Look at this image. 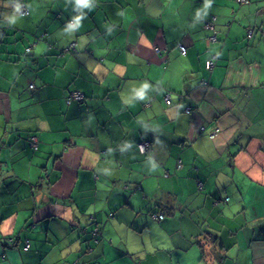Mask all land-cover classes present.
<instances>
[{
    "label": "crops",
    "instance_id": "obj_1",
    "mask_svg": "<svg viewBox=\"0 0 264 264\" xmlns=\"http://www.w3.org/2000/svg\"><path fill=\"white\" fill-rule=\"evenodd\" d=\"M246 1L0 0V264H264V0Z\"/></svg>",
    "mask_w": 264,
    "mask_h": 264
},
{
    "label": "built area",
    "instance_id": "obj_2",
    "mask_svg": "<svg viewBox=\"0 0 264 264\" xmlns=\"http://www.w3.org/2000/svg\"><path fill=\"white\" fill-rule=\"evenodd\" d=\"M237 1L240 2V3H246L247 2L246 0H237ZM19 13L21 15H25V14L28 13V11H27V9L25 7H22L20 9ZM213 20H214V18H213ZM205 28L206 29H213V22L206 23ZM262 33H263V38H264V29H263ZM251 34H252V31L249 30L248 33H247V36L250 37ZM214 39H215V37L211 36V37H209L207 39V41L208 42L209 41H213ZM155 51L159 52L160 49L158 47H156ZM179 51H180V54L184 56L186 54L185 46L179 45ZM212 65L213 64L210 61H207L206 64H205V68L206 69H210L212 67ZM30 87H33V85H31ZM72 100L82 101L83 100V94L81 92H78V91L72 92L70 94V96L68 97V99H67V103L71 102ZM164 100H165L166 103H170V101H171L170 93L165 94ZM186 111L189 112L188 110H186ZM216 131H217L216 129L214 131H212L211 132V136H213L216 133ZM31 147L34 148V149L36 148V139L35 138L31 139ZM138 148H139V151L141 153H146V152H148L150 150L151 146H150V144L148 142H141V143H139ZM177 167L178 168L180 167V163L177 165ZM198 185H199V187L201 186L200 183ZM227 200H228V198L225 199V201H227ZM159 218H161V216H159ZM5 242H6V245L9 246L11 244V239L5 240ZM28 247H29V244L26 243L25 246H24V250H27Z\"/></svg>",
    "mask_w": 264,
    "mask_h": 264
},
{
    "label": "trees",
    "instance_id": "obj_3",
    "mask_svg": "<svg viewBox=\"0 0 264 264\" xmlns=\"http://www.w3.org/2000/svg\"><path fill=\"white\" fill-rule=\"evenodd\" d=\"M213 28H214V26H213ZM211 30H213V29H211ZM252 35V34H251ZM211 36H214L215 37V39L213 40V41H209L208 43H213V42H216L218 39H217V36H216V34L213 32L209 37H211ZM208 37V38H209ZM251 37V36H250ZM250 37H248L247 36V38H250ZM207 38V39H208ZM29 49H27V51H28ZM68 50L70 51V52H73V51H75V48H74V45L73 44H71L70 46H69V48H68ZM186 55V54H185ZM216 59H217V57L216 56H210L209 58H207L205 61H204V68H205V64H206V62L207 61H210L213 65H212V67H214V65L216 64ZM212 67L210 68V69H206V70H211L212 69ZM30 88H33V87H30ZM75 90H71V91H69L68 92V95L65 97V102H66V104H71L72 102H77V103H81V102H83L84 101V95H83V100L82 101H75V100H72L71 102H69V103H67V99H68V97L70 96V94L72 93V92H74ZM77 91V90H76ZM79 92V91H78ZM167 93H169V92H166V94ZM171 97V96H170ZM172 100V99H171ZM163 101H164V103L166 104V105H169L170 103H171V101H170V103H166L165 102V100H164V98H163ZM186 111V110H185ZM188 111L189 112H187L186 111V113H191V109H188ZM204 129V128H203ZM216 128L215 127H213V129L211 130V131H209V132H207L206 133V135H207V137L208 138H213L217 133H218V131H219V129L217 128L216 130V133L213 135V136H211V132L212 131H214ZM32 138H35L36 139V148L34 149V148H32L33 150H37V148H38V139L36 138V136H30L29 137V143H30V146H31V139ZM141 142H147V141H141ZM141 142H139V143H141ZM139 143L137 144V150H138V152L141 154V155H147V154H149L150 152H151V148H150V150L148 151V152H146V153H141L140 151H139V148H138V145H139ZM149 143V142H148ZM150 144V143H149ZM179 163H181L179 160L177 161V164L175 163V165H176V167H177V165L179 164ZM181 166V165H180ZM178 168V167H177ZM201 184V186L199 187V185L198 184ZM203 187H204V184L201 182V181H198L197 182V189H198V191H201V190H203ZM225 202H227V201H225ZM159 216H161V218H160V220L161 219H163V215L161 214V215H158V218H159ZM8 239H11V244L10 245H13V243H14V239H12V238H8ZM8 239H4V243L6 244V242H5V240H8ZM9 245V246H10ZM8 246V245H7ZM24 246H25V243H24ZM23 246V247H24ZM23 250H24V248H23Z\"/></svg>",
    "mask_w": 264,
    "mask_h": 264
},
{
    "label": "rangeland",
    "instance_id": "obj_4",
    "mask_svg": "<svg viewBox=\"0 0 264 264\" xmlns=\"http://www.w3.org/2000/svg\"><path fill=\"white\" fill-rule=\"evenodd\" d=\"M151 218H152V220H155V218L153 217V215L151 214Z\"/></svg>",
    "mask_w": 264,
    "mask_h": 264
},
{
    "label": "clouds",
    "instance_id": "obj_5",
    "mask_svg": "<svg viewBox=\"0 0 264 264\" xmlns=\"http://www.w3.org/2000/svg\"><path fill=\"white\" fill-rule=\"evenodd\" d=\"M80 2H81V3H83V2H84V0H80Z\"/></svg>",
    "mask_w": 264,
    "mask_h": 264
},
{
    "label": "bare ground",
    "instance_id": "obj_6",
    "mask_svg": "<svg viewBox=\"0 0 264 264\" xmlns=\"http://www.w3.org/2000/svg\"><path fill=\"white\" fill-rule=\"evenodd\" d=\"M228 201V200H227Z\"/></svg>",
    "mask_w": 264,
    "mask_h": 264
}]
</instances>
